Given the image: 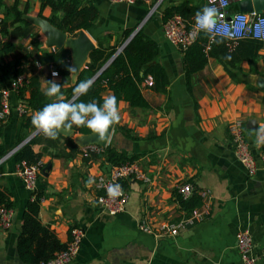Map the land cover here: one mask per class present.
Wrapping results in <instances>:
<instances>
[{
	"label": "crops",
	"instance_id": "1",
	"mask_svg": "<svg viewBox=\"0 0 264 264\" xmlns=\"http://www.w3.org/2000/svg\"><path fill=\"white\" fill-rule=\"evenodd\" d=\"M1 1L0 18L6 7L14 3V0ZM87 1L99 11L92 29L84 31L95 46L100 41L120 49L123 31L142 32L158 47L153 63L164 69L168 85L165 92L158 93L146 87L143 81L140 91L148 105L145 109L118 102L121 120L114 124L107 146L127 157H136L135 161L148 179L147 182L135 179L123 182L128 199L120 214H106L95 200L96 178L108 174L113 165L103 156L86 160L84 148L72 152L67 140L73 141L77 133L70 138L60 133L54 140L43 135L34 146L36 151L47 149L39 161L36 186L45 194L40 203V221L49 226L62 243L69 241L71 227H81L85 232L80 249L68 264H241L235 241L238 231L252 236L257 264H264V166H260L255 176H248L234 156L228 134V125L240 122L253 153H264V145L257 146L255 142L258 139L264 143V134L256 137L258 129L264 125V92L254 85L256 76L264 77V59H259L253 70L242 62L240 68L245 76L235 82L217 60L210 58L188 86L183 53L165 39L161 21L164 8L185 0H147L133 5ZM188 1L201 8L207 3V0ZM18 9L22 15L46 20L51 15L50 9L45 8L39 16V1L19 0ZM238 11L237 4L231 6L230 13ZM12 31L10 27L9 32ZM108 36L111 37L106 39ZM34 40L39 44L38 55L55 50L47 46L46 38L35 26L25 36L16 32L0 36V42L20 49L0 59V79L4 87L13 78L7 64L24 48L33 51ZM263 53L261 50L260 54ZM35 57L23 61L22 68L29 76H39L44 93L48 80L63 85L65 98L67 88L78 75L74 79L72 72L65 78L52 77L47 67L35 69L34 62L38 61ZM110 95L112 93L106 90L102 98ZM54 100L51 97L50 101ZM20 102L17 94L11 93L7 101L8 114L0 118V145L6 154L16 152L37 130L23 127L24 116L17 111ZM34 113L27 109L25 116ZM59 152L63 157L57 156ZM16 166L13 156L0 163V186L11 193L14 203L10 226L0 227V264H23L17 255L16 243L30 192L16 174ZM47 166L50 169L44 176L41 170ZM90 178L94 182L89 185ZM178 184H190L198 196L203 190L209 191V215L174 238H154L140 232L138 222L144 217L152 224H161L180 216L182 209L174 195Z\"/></svg>",
	"mask_w": 264,
	"mask_h": 264
},
{
	"label": "trees",
	"instance_id": "2",
	"mask_svg": "<svg viewBox=\"0 0 264 264\" xmlns=\"http://www.w3.org/2000/svg\"><path fill=\"white\" fill-rule=\"evenodd\" d=\"M40 2L39 16L45 8L51 11L50 17L47 18L49 23L69 36H75L79 30L89 32L99 18L98 9L87 0H31ZM19 0H14L10 7H6L4 16L0 18V36L11 34L25 36L29 33L31 26L27 21L21 19V12L18 9ZM2 1L0 0V8ZM236 6V4H235ZM202 8L192 5L188 0L179 4L164 8L161 21L165 23L174 15L181 16L187 25H191L195 18V13ZM18 24H22L21 27ZM13 27L10 33L9 28ZM131 31L122 32L121 45H126L115 56L118 51L116 46H110L97 41L96 48L89 53L88 62L79 72L73 85L66 90L65 99L72 97L75 86L86 79L95 78L92 88L87 95L79 98L82 102H91L95 100L103 104L102 93L109 90L117 101L128 103L131 108L145 109L148 107L146 100L141 94L140 86L143 85L144 79L150 75L153 78L152 90L155 92H165L168 85V78L164 69L154 64L153 61L158 56V47L155 42L138 31L130 39ZM108 36L106 39H109ZM220 39V37H217ZM128 40V41H127ZM33 51L23 49L22 53L11 63L7 64L12 69L13 78L21 73H25L22 68V62L32 59L37 55L41 64H50L62 78L68 77L71 67L70 52L67 49L60 48L51 51H44L38 55V41L32 42ZM121 48V47H120ZM20 49L14 44L0 42V59H3L9 53L17 52ZM264 50V42L251 38L239 39L236 41L225 40L222 44L210 42L204 32H199L192 44H190L183 53V67L185 73V82L189 86L192 77L201 71L207 61L217 60L229 77L238 82L245 74L241 71L240 64L246 62L250 69L259 59H264L260 51ZM35 54V55H34ZM231 57L228 59L227 57ZM113 57V59H111ZM111 60V61H110ZM110 61V62H109ZM109 62V63H108ZM105 66V67H104ZM104 67V68H103ZM103 70L101 71V69ZM101 71V72H100ZM5 88L0 79V89ZM18 98L22 100L28 110L37 112L46 104L51 103V98L45 95L40 89L39 76L30 75L25 86L18 89ZM0 98V109H1ZM24 116L23 127L35 130L32 124V116ZM72 130L77 134H89L92 131L86 126L73 125ZM43 133L36 135L29 142L19 148L12 156L16 163L25 162L28 165L37 164L41 157L46 153V147L36 151L34 146L39 143ZM49 142V140L47 141ZM72 152L80 151L73 141L67 140ZM50 145V143H49ZM6 152L0 145V159L5 156ZM58 157H63L59 152ZM92 156V157H90ZM100 156L105 157L106 161L116 166L128 161H135L136 157H127L117 153L107 146L103 149L102 154H89L85 159L92 160ZM174 195L179 202L181 209L190 214L194 208L201 205V198L192 192L187 199H182L181 195L174 191ZM45 197L43 191L36 190L30 194L22 213V223L19 236L16 243V250L19 260L23 264H40L52 259L57 253L66 250L68 242L62 243L57 238L55 232L47 225H43L39 218L40 203ZM0 208L13 210L14 203L11 199V193L4 187L0 186ZM70 240V234H69Z\"/></svg>",
	"mask_w": 264,
	"mask_h": 264
},
{
	"label": "built area",
	"instance_id": "3",
	"mask_svg": "<svg viewBox=\"0 0 264 264\" xmlns=\"http://www.w3.org/2000/svg\"><path fill=\"white\" fill-rule=\"evenodd\" d=\"M107 1L111 4L133 5L135 3L147 0ZM240 1L243 0H227L226 7L220 9L226 22H231L233 16L236 14H247L249 17V23L251 25H254L256 22H258L259 18L264 17V14H257L254 11L250 13H243L239 11L230 13L231 6L238 4ZM206 5L211 6V0H207ZM156 6L157 5L151 8L152 12L156 9ZM216 6H219V0H216ZM163 33L165 39L171 45L183 52L190 44L193 43L199 32L195 30V18L191 25H187L181 16L174 15L165 23H163ZM246 38L264 42V39L256 38L253 32L247 33V35L242 39ZM119 50L120 49H118V51ZM34 67L36 70L47 67L50 75L54 77L52 73L55 70L50 64H41L37 61L34 62ZM28 77L29 75L26 72L21 73L18 76L12 78L7 87L0 89L2 106L0 109L1 119L5 118V116L8 114L7 101L9 95L11 93L18 94V89L26 85ZM144 84L146 87H152L153 78L148 75L144 80ZM17 111L20 115H24L27 112V108L23 102H20ZM228 134L233 146L235 158L245 169L248 176H255L260 166H264V153H253L250 144L244 138L243 126L240 122L230 123L228 125ZM103 149L97 146L84 147L83 156H88L92 153L100 155L102 154ZM14 153L15 151L7 153L3 158L0 159V163L6 158L11 157ZM40 166V162L34 165H28L25 162L17 163L16 174L23 180L24 186L30 192V194L37 190L36 186ZM128 179H135L137 181L145 182L148 181L147 177L142 172L140 165L136 161H128L116 166H112L108 174H103L96 178L95 188L98 190V195L95 197V200L103 212L114 216L124 211L128 194L123 188V182ZM110 185H120L121 194L114 198L110 197L108 194V187ZM176 190L184 200L189 198L193 192V188L190 184H178L176 186ZM209 193V191H201L199 193L201 205L194 209L190 214H186L182 210L180 216L174 221L164 222L161 224H152L146 217H144L138 222L139 231L152 235L154 238H174L178 236L181 231L195 226L196 224L202 222L204 218L209 215L211 198ZM11 217V210L0 208V227L8 228L11 223ZM69 234L70 240L66 250L57 253L49 261L41 262L40 264H68L71 262L72 258L80 249L85 232L83 228L76 226L70 228ZM235 241L241 264H257V256L254 253L255 244L252 236L246 231H238L235 234Z\"/></svg>",
	"mask_w": 264,
	"mask_h": 264
},
{
	"label": "clouds",
	"instance_id": "4",
	"mask_svg": "<svg viewBox=\"0 0 264 264\" xmlns=\"http://www.w3.org/2000/svg\"><path fill=\"white\" fill-rule=\"evenodd\" d=\"M227 0H219V6H216V0H211V6H204L195 13V30L204 32L210 42L222 44L225 40H238L244 38L247 33L253 32L254 36L264 39V17L259 18L254 25L249 23L247 14H236L231 22H226L221 12V8L226 7ZM220 37V39H217ZM230 59L231 57H227ZM76 69L69 67V72ZM54 77L58 72H53ZM95 78H89L79 82L73 89L71 99L64 98L63 85L48 80V87L45 95L54 97L55 100L46 104L41 110L35 112L32 116V124L35 129L42 132L47 138L56 139L60 132H70L75 126H86L93 133L97 134L99 139L103 140L109 129L120 122L121 114L118 107L117 98L114 95L105 96L103 104L95 100L91 102H82L81 96L87 95L94 84ZM264 134V125L260 126L256 137ZM257 146L264 145L256 139ZM94 181L90 178L87 183L90 185ZM110 197H117L121 194L120 185H110L108 187Z\"/></svg>",
	"mask_w": 264,
	"mask_h": 264
},
{
	"label": "water",
	"instance_id": "5",
	"mask_svg": "<svg viewBox=\"0 0 264 264\" xmlns=\"http://www.w3.org/2000/svg\"><path fill=\"white\" fill-rule=\"evenodd\" d=\"M237 6L239 12L250 13L254 11L257 14H264V0H243L240 1ZM21 19L27 21L29 24L37 27L41 31V33L46 38V44L48 47L55 49L64 48L70 52L71 67L76 69L74 72H72L73 79L78 75L79 71L82 70L85 64L88 62L89 53L96 48L92 40L82 30L77 31L75 33V36H69L68 34L62 32L61 30L51 25L49 21L45 18L38 16L22 15ZM133 35L134 33L131 34L129 39ZM125 45L126 43L120 48L119 51L115 53L113 57H115ZM113 57L111 59H113ZM103 68L101 69V71L103 70ZM97 75L94 78H96ZM254 85L258 90L264 92V77L256 76L254 80ZM113 127L114 125L109 129L108 133L105 135V138L103 140L99 139L98 135L93 132L89 134L74 135L73 130L67 133L62 130L60 133L66 138H70L74 135L73 142L78 148L97 146L103 149L106 148L108 145V141L110 139ZM38 132L39 131L36 130L32 135H30L26 139L24 143L30 141ZM49 169L50 166H47L46 168L42 169L41 174L46 176Z\"/></svg>",
	"mask_w": 264,
	"mask_h": 264
}]
</instances>
